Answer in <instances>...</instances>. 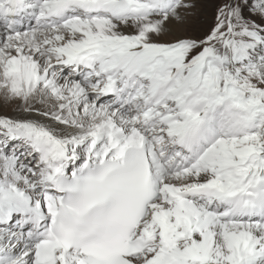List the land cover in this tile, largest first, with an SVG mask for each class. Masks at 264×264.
<instances>
[{
    "label": "snow or ice",
    "instance_id": "6c2138e0",
    "mask_svg": "<svg viewBox=\"0 0 264 264\" xmlns=\"http://www.w3.org/2000/svg\"><path fill=\"white\" fill-rule=\"evenodd\" d=\"M0 264H264V0H0Z\"/></svg>",
    "mask_w": 264,
    "mask_h": 264
}]
</instances>
